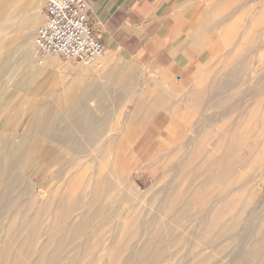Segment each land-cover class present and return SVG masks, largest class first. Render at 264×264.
Masks as SVG:
<instances>
[{
	"label": "bare ground",
	"instance_id": "6f19581e",
	"mask_svg": "<svg viewBox=\"0 0 264 264\" xmlns=\"http://www.w3.org/2000/svg\"><path fill=\"white\" fill-rule=\"evenodd\" d=\"M197 2L205 9L192 18L221 29L210 44L223 42L224 54L217 68L203 60L180 97L178 67L163 72L171 88L164 83L151 97L136 88V74H116L130 101L115 121L106 107L88 106L91 84L79 80L69 96L35 115L42 123L37 140L22 131L4 139L0 264H264V224L255 226L247 209L248 199L264 203V189L253 184L264 188V172L243 173L259 161L264 168V12L259 18L258 10L264 0H237L235 7L231 0ZM31 4L0 0V15ZM22 22L16 34L31 44L34 24ZM11 27L0 22V36ZM201 33L188 36L189 44ZM25 56L30 66L31 54ZM94 65L87 70L102 67ZM161 117L172 120L166 130ZM145 155L148 165L174 174L162 189L155 179L143 191L153 198L143 204L133 200L128 181ZM45 164L55 167L54 178L38 185Z\"/></svg>",
	"mask_w": 264,
	"mask_h": 264
},
{
	"label": "rangeland",
	"instance_id": "374dc122",
	"mask_svg": "<svg viewBox=\"0 0 264 264\" xmlns=\"http://www.w3.org/2000/svg\"><path fill=\"white\" fill-rule=\"evenodd\" d=\"M31 1V5L33 6H21V8L17 6V8L10 9L12 12L11 17H9L10 14L8 15L7 13L6 16L0 15V22L9 20V23L13 25V27L7 31L6 35H2V37L0 36V170L5 167L3 164V155L5 153L7 143L4 139L13 137L18 133V131H22L29 139L32 138V141L37 140L40 136L38 127L42 123L35 115L40 111L41 114H46L47 109H49L51 104L59 97L69 96L70 89L73 87L74 83L79 80H83L85 83L88 82L91 84V93L89 94L91 99L87 97L88 106L94 110L96 106V109L99 107H106L111 116L114 114V120L115 118L118 120L120 110L123 106L128 105L130 101L127 83L124 84L118 82L116 74H120L123 78L124 76L128 77L136 74L135 77H137V80L134 84L136 88L145 94L146 97H151L152 94L160 88L170 87V85H168L165 81H162V75L154 70L152 63H150L148 59L137 60L134 57L137 54H140L139 45L135 42L136 39H132L131 42L125 46V48L114 53L113 56L109 55L108 52L107 55L100 60L99 64H101L102 67L97 68V72L87 70V65L65 62L52 55H37L34 52L33 38L35 37L39 26H41L44 22L43 4L40 0ZM231 2H233V6L235 7L237 0H231ZM196 3H198L197 0H167L166 4L162 6L158 14L159 16L165 14L167 17L166 19L170 20L171 23L174 21L177 23L179 22L176 25V28L173 29L181 42V48L184 49V53L177 56L179 70L177 69V72L173 73L175 84L179 86L175 89L178 97L191 88L193 84V76L197 72L199 66L203 63V60L206 61L207 68H217L220 63L219 60H221L222 54H224L222 53L224 49L222 45L223 42L213 45L210 44V39L217 38L215 34H220L221 29H216L215 31L205 29L202 24L200 25L196 19L192 18L193 16L195 17L197 13L205 9V7L203 8L200 4ZM229 6L230 5H225L223 8L226 9ZM258 10L259 13L261 11V13L264 12V2L259 5ZM241 12L242 11L238 12L233 21L238 17L241 18L246 10L242 13ZM261 13L259 14V18L263 16ZM31 18L34 19L32 20ZM22 21L35 25H32V39H29L31 44L28 43V41L26 43L23 42L16 34L23 23ZM199 25L202 26L203 29L200 28ZM156 30L157 28H152L151 33ZM190 30H192V32H189ZM197 31H205V33L204 35L201 33L202 37L200 36V41L198 40L197 44L195 42L189 44L188 36H191ZM212 35L214 37H212ZM4 38L5 40H3ZM101 40L103 41V38H101ZM205 40L206 42H204ZM199 42H203V44H200ZM24 44L26 46L25 49L22 48ZM194 49L199 52H196ZM220 52L222 53L221 56H219ZM25 53L27 56L31 54V56H29L31 57L29 60L31 61L30 66L29 64L27 65L28 62L26 61L27 58ZM216 56L220 58L218 59ZM31 67H33V69ZM182 71L187 72V76L184 77L183 81L176 78L180 76ZM260 74H264V66H262ZM126 77L125 79L127 80ZM125 79L123 80L125 81ZM196 79L198 78L196 77L195 80ZM179 91L181 92L179 93ZM189 111L190 109L188 108H182L179 113H187ZM162 114L163 116H167L165 111H162ZM120 121H123V118L120 119ZM171 121L172 120L170 118L161 117V128L166 130ZM123 125L124 124L120 126ZM178 126L185 127L186 124L178 122ZM24 132H28L29 134ZM30 135L32 137H30ZM262 140L264 142V138ZM44 144L50 145L51 141L45 138ZM53 145L61 148V146L57 143H54ZM157 148L158 146L156 149ZM150 154H152V151H150ZM148 159L149 155L143 156L141 166H134L132 172L129 174L128 182L133 188L130 193L133 200L137 203L142 202L143 204H146L153 198L152 194H144L143 191H147L153 185L155 179L159 180V186H157V189L164 188L165 185L173 179L174 173L172 171L167 174L163 173L158 170L159 168H156V166L148 165ZM259 162L262 163V161ZM259 162L253 166V169L251 167V171L249 168L243 169L244 175L249 177L252 174L263 173V164H260ZM256 165L258 167H256ZM54 168L55 167L52 166V164H45L40 170L39 175L36 177V183L38 185H43L45 182L51 181L54 178ZM253 184L261 192L264 189L263 185L258 181L253 182ZM48 186L49 184L46 188H48ZM257 200L258 199L256 198L248 199L247 209L249 213H251L250 216L252 215L251 222H253L255 226L260 227L264 224V203L258 204Z\"/></svg>",
	"mask_w": 264,
	"mask_h": 264
},
{
	"label": "crops",
	"instance_id": "0c3cea01",
	"mask_svg": "<svg viewBox=\"0 0 264 264\" xmlns=\"http://www.w3.org/2000/svg\"><path fill=\"white\" fill-rule=\"evenodd\" d=\"M87 2L91 9L90 20L97 34L103 38L106 55L109 52V55L113 56L125 48L132 39H136L140 51V54L134 56L137 60L148 59L154 70L161 75L172 66L178 67L177 56L182 55L184 49L181 48V42L173 29L179 22L171 23L165 14L158 15L167 0H87ZM152 28L157 30L151 33ZM186 76L187 72L182 71L176 78L183 81Z\"/></svg>",
	"mask_w": 264,
	"mask_h": 264
},
{
	"label": "built area",
	"instance_id": "2783aa9c",
	"mask_svg": "<svg viewBox=\"0 0 264 264\" xmlns=\"http://www.w3.org/2000/svg\"><path fill=\"white\" fill-rule=\"evenodd\" d=\"M44 22L34 37L37 55H52L65 62L96 65L106 46L91 20L87 0H40Z\"/></svg>",
	"mask_w": 264,
	"mask_h": 264
}]
</instances>
